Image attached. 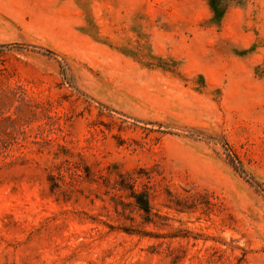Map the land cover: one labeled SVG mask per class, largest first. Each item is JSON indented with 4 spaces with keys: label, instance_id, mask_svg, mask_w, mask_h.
<instances>
[{
    "label": "rangeland",
    "instance_id": "obj_1",
    "mask_svg": "<svg viewBox=\"0 0 264 264\" xmlns=\"http://www.w3.org/2000/svg\"><path fill=\"white\" fill-rule=\"evenodd\" d=\"M0 264H264V0H0Z\"/></svg>",
    "mask_w": 264,
    "mask_h": 264
},
{
    "label": "trees",
    "instance_id": "obj_2",
    "mask_svg": "<svg viewBox=\"0 0 264 264\" xmlns=\"http://www.w3.org/2000/svg\"><path fill=\"white\" fill-rule=\"evenodd\" d=\"M140 208H142L144 211L148 212L149 209H150L149 201L146 199L144 201V203H142V205L140 206Z\"/></svg>",
    "mask_w": 264,
    "mask_h": 264
}]
</instances>
